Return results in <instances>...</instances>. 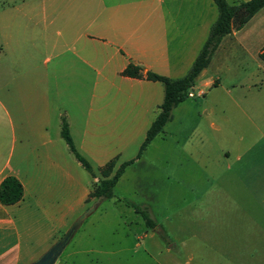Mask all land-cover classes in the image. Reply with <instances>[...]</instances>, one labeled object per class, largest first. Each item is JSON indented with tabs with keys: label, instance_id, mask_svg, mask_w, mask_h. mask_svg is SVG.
<instances>
[{
	"label": "crops",
	"instance_id": "obj_1",
	"mask_svg": "<svg viewBox=\"0 0 264 264\" xmlns=\"http://www.w3.org/2000/svg\"><path fill=\"white\" fill-rule=\"evenodd\" d=\"M216 16L213 0H0V182L22 186L18 202L0 203V264L34 260L107 212L151 230L135 240H193L185 264H264V6L220 39L138 154L163 98L145 74L185 75ZM128 64L140 76L123 75ZM62 120L94 172L131 160L111 198L86 202L97 178Z\"/></svg>",
	"mask_w": 264,
	"mask_h": 264
},
{
	"label": "trees",
	"instance_id": "obj_2",
	"mask_svg": "<svg viewBox=\"0 0 264 264\" xmlns=\"http://www.w3.org/2000/svg\"><path fill=\"white\" fill-rule=\"evenodd\" d=\"M217 7V16L212 23L206 39L204 40L198 54L194 58L188 72L176 79H170L165 76L147 72L145 77L150 80L160 81L163 85V98L158 106L157 113L145 132L144 139L139 147L138 154L151 141V139L162 130L164 123L170 118L171 110L180 101L185 99L186 93L190 88L194 77L204 68L216 49L220 39L229 33L235 26L240 27L254 12L264 6V0H247L236 5H230L226 0H213ZM259 59L264 64V44L258 54ZM123 75L138 77L140 76L137 66L128 64L121 72ZM60 135L65 141L68 149L71 151L75 159L80 162L82 167L97 180L89 193L88 199L94 200L108 199L113 196V186L121 174L125 165L131 160L121 163L113 170L114 161L109 160L101 166L97 173L94 172L89 163L75 150L70 138L67 124L62 120L60 126ZM22 198V186L20 182L13 176H6L0 182V203L10 205L18 202ZM136 212H138L146 226H152L153 221L148 216L145 208L131 204ZM90 208H86L89 210Z\"/></svg>",
	"mask_w": 264,
	"mask_h": 264
},
{
	"label": "rangeland",
	"instance_id": "obj_3",
	"mask_svg": "<svg viewBox=\"0 0 264 264\" xmlns=\"http://www.w3.org/2000/svg\"><path fill=\"white\" fill-rule=\"evenodd\" d=\"M105 205L106 203H103L102 206ZM94 218V214L84 217L80 226L75 230L73 239L70 238L71 240L65 243L53 264H164L163 256L172 255L179 260V264L183 262L185 264L188 255L194 253V241L187 240V238L180 240L183 234L178 236L179 240H168L174 246L166 251L167 240H163L161 235L159 237L155 235L154 240H148L149 237L137 240L132 238L133 235L145 229L147 234L150 233L151 230L144 228L143 224L141 228L133 223L123 224L111 212H107L99 222H96ZM93 227H97L96 236H82L81 240H77L79 234L91 232ZM134 229H136L135 234H133ZM197 253L207 254L210 251L207 245H201ZM189 264H193V261H189Z\"/></svg>",
	"mask_w": 264,
	"mask_h": 264
},
{
	"label": "water",
	"instance_id": "obj_4",
	"mask_svg": "<svg viewBox=\"0 0 264 264\" xmlns=\"http://www.w3.org/2000/svg\"><path fill=\"white\" fill-rule=\"evenodd\" d=\"M235 27V26H234ZM96 179V178H95ZM78 222L73 224L62 236L60 240L52 244L45 252L41 254L39 258L28 263V264H53L58 254L62 251L65 243L68 241L73 229L76 227Z\"/></svg>",
	"mask_w": 264,
	"mask_h": 264
},
{
	"label": "built area",
	"instance_id": "obj_5",
	"mask_svg": "<svg viewBox=\"0 0 264 264\" xmlns=\"http://www.w3.org/2000/svg\"><path fill=\"white\" fill-rule=\"evenodd\" d=\"M188 96H191V93H188Z\"/></svg>",
	"mask_w": 264,
	"mask_h": 264
}]
</instances>
